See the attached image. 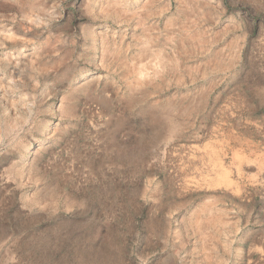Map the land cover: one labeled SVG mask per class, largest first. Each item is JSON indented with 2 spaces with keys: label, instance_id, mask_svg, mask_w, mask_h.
<instances>
[{
  "label": "rangeland",
  "instance_id": "obj_1",
  "mask_svg": "<svg viewBox=\"0 0 264 264\" xmlns=\"http://www.w3.org/2000/svg\"><path fill=\"white\" fill-rule=\"evenodd\" d=\"M0 264H264V0H0Z\"/></svg>",
  "mask_w": 264,
  "mask_h": 264
},
{
  "label": "bare ground",
  "instance_id": "obj_2",
  "mask_svg": "<svg viewBox=\"0 0 264 264\" xmlns=\"http://www.w3.org/2000/svg\"><path fill=\"white\" fill-rule=\"evenodd\" d=\"M104 50V49H103ZM145 54V53H144ZM146 54H147V52H146ZM135 67V66H134ZM162 67V66H161ZM134 99V98H133ZM176 127V126H175ZM175 129V128H174Z\"/></svg>",
  "mask_w": 264,
  "mask_h": 264
}]
</instances>
